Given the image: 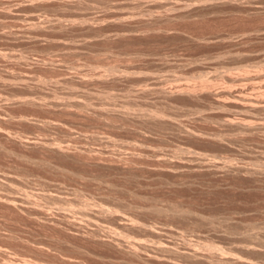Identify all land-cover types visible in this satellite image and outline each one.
<instances>
[{"label":"rangeland","instance_id":"374dc122","mask_svg":"<svg viewBox=\"0 0 264 264\" xmlns=\"http://www.w3.org/2000/svg\"><path fill=\"white\" fill-rule=\"evenodd\" d=\"M0 264H264V0H0Z\"/></svg>","mask_w":264,"mask_h":264},{"label":"bare ground","instance_id":"6f19581e","mask_svg":"<svg viewBox=\"0 0 264 264\" xmlns=\"http://www.w3.org/2000/svg\"><path fill=\"white\" fill-rule=\"evenodd\" d=\"M192 89H193V88H192ZM164 91H165V90H164ZM193 91H194V90H193ZM210 91H211V90H210ZM166 93H167V92H166ZM236 94H238V93H235V95H236ZM239 94H240V93H239ZM218 95H219V94H218ZM242 96H243V95H242ZM247 96H248V95H247ZM247 96H246V97H247ZM240 97H241V95H240ZM246 97H245V98H244V97H243V98L241 97V98L243 99V102H242V101H240V102L243 103V104L246 102L247 104H249V105H251V106H254V105H255L254 103H257V102H254V100L249 99L250 97H249V98H246ZM238 98H239V97H238ZM255 98H256V97H255ZM255 98H254V99H255ZM257 99H258V98H257ZM240 100H241V99H240ZM245 100H246V101H245ZM258 100H259V99H258ZM256 101H257V100H256ZM261 101H262V100H261ZM235 102H239V101H235ZM257 104H258V103H257ZM262 105H263V104H262ZM257 106H258V105H257ZM257 106H256V107H257ZM258 107H259V106H258ZM254 108H255V107H254ZM249 110H250V109H249ZM124 113H125V112H124ZM127 115H128V114H127ZM231 121H232V120H231ZM228 122H229V121H228ZM233 122H234V121H233ZM247 123H248V122H247ZM239 124H241V123H239ZM230 125H231V124H230ZM240 127H241V125H240ZM245 128H246V127H245ZM249 128H251V127H249ZM252 128H253V126H252ZM240 129H241V128H240ZM105 211H106V210H105ZM213 246H214V245H213ZM161 248H162V247H161ZM168 248H169V247H168ZM212 249H213V248H212Z\"/></svg>","mask_w":264,"mask_h":264}]
</instances>
